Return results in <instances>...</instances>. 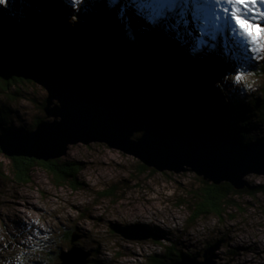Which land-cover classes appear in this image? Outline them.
Here are the masks:
<instances>
[{"label":"rangeland","instance_id":"rangeland-1","mask_svg":"<svg viewBox=\"0 0 264 264\" xmlns=\"http://www.w3.org/2000/svg\"><path fill=\"white\" fill-rule=\"evenodd\" d=\"M61 4L69 14L57 22L58 28L77 26L80 38H97L88 24L105 16V22L116 28L133 21L141 31H147L150 48L161 42L183 54L232 55L229 70L216 78L221 84L206 76L201 79L209 89L205 106L211 111L224 107L223 118L229 124L234 125L230 103L246 101L248 95L259 97L264 76L253 71L264 57L252 58L249 38L234 24L226 23V16L210 17L208 25L197 26L195 19L201 22L207 16L198 10L202 5L193 8L195 4H184L183 0H84L83 4L62 0ZM258 7L264 10V5ZM0 9L14 13L32 29L43 25V16L20 0H7ZM75 13L86 19L76 20ZM242 15L264 27V18L249 12ZM184 22L189 29L182 34L180 25ZM168 28L183 38L167 36ZM107 46L112 56L117 55V47ZM240 73L243 78L237 81L235 76ZM146 76L140 79L144 87L147 79L160 85L162 77L171 87L185 85L190 79L188 73L173 71L161 77ZM46 96L47 91L33 82L17 83L9 93L0 94V106L8 112L5 127L11 131L33 129L32 123L44 117ZM136 96L148 102L144 89ZM258 136H264L260 124L251 128L247 141L253 143L250 141ZM58 160L81 166L76 187L57 185L40 166L32 169L27 183L20 182L12 174L10 158L0 154V264H56L57 255L71 246L65 238L67 231L78 236L75 245L91 251L87 264H146L149 256L162 257L170 249L175 254L200 255L208 245L222 239L215 250L217 264H264V175H245L244 190L230 196V204L220 216L209 214L192 222L191 191L202 185V178L194 172L142 169L134 157L102 143L70 145ZM110 223L142 225L144 229L137 231L159 239H128L113 231Z\"/></svg>","mask_w":264,"mask_h":264},{"label":"water","instance_id":"water-1","mask_svg":"<svg viewBox=\"0 0 264 264\" xmlns=\"http://www.w3.org/2000/svg\"><path fill=\"white\" fill-rule=\"evenodd\" d=\"M9 76L47 91L44 117L38 118L33 129L0 133L1 154L9 158L48 162L64 157L70 145L102 143L134 157L141 167L160 172L191 171L204 181L216 185L227 182L236 190L247 185L245 175H264V142L246 144L219 125L173 117L85 63L64 66L59 57L25 61L0 54V79ZM109 226L128 239H159L137 231L144 229L142 225ZM77 239L72 233L71 246L57 255L56 264L89 262L91 251L75 245ZM220 244L218 240L202 254L182 255L171 264H217L215 250Z\"/></svg>","mask_w":264,"mask_h":264},{"label":"trees","instance_id":"trees-1","mask_svg":"<svg viewBox=\"0 0 264 264\" xmlns=\"http://www.w3.org/2000/svg\"><path fill=\"white\" fill-rule=\"evenodd\" d=\"M61 1L27 0V5L44 18L41 19L42 27L36 29L25 25L14 13L0 9V54L16 56L25 61L57 56L65 65L69 62L85 63L97 73L109 76L112 81L136 95H139L141 88L144 89L148 103L167 110L169 115L219 125L237 135L238 139L246 144H251L247 141L251 128L259 124L264 126V85L259 97L248 95L246 101L229 104L234 115V125L223 118L224 107L211 111L205 106V102H209V89L201 79L206 76L221 84L216 78L219 73L229 70V65L233 62L232 55L199 54L193 51L183 54L176 47L161 42L150 48L147 31H141L133 21L128 23V26L123 23L122 27L116 28L105 22V16H99L100 18L88 24L97 32V38L94 35L80 38L76 35L77 26L58 28L57 22L69 14L68 8L61 4ZM73 15L76 20L86 19L79 13ZM180 30L185 34L187 27L180 25ZM181 33L171 28L166 30L167 36H177L180 39L184 36ZM108 44L117 47V55L112 56V49L107 46ZM172 71L177 74L188 73L190 79L185 85L171 87L161 75ZM253 73L256 76H264V59ZM147 74L160 76V85L147 79L144 81L147 86L144 87L140 79L146 78ZM21 81V78L15 76H9L6 80L0 79V94L9 93ZM7 114L6 109L0 106V133L10 130L4 125ZM250 142H264V136L255 137ZM10 160L14 178L23 183L30 180L32 169L40 166L57 185H69L74 188L77 184L76 177L81 171V166L73 161L43 162L23 157H13ZM201 183L200 187L191 191L193 202L189 209L192 222L209 214L220 216L230 204V196L244 190H236L227 182L216 185L202 180ZM105 194L109 195L110 191H106ZM71 235L72 232L67 231L66 240L70 241ZM181 256L182 254H175L170 249L162 257L149 256L146 264H171Z\"/></svg>","mask_w":264,"mask_h":264},{"label":"snow or ice","instance_id":"snow-or-ice-1","mask_svg":"<svg viewBox=\"0 0 264 264\" xmlns=\"http://www.w3.org/2000/svg\"><path fill=\"white\" fill-rule=\"evenodd\" d=\"M22 2L27 6V0H22ZM77 2L83 4L84 0H77ZM189 2L197 4L198 0H183L184 4ZM6 3L7 0H0V6ZM258 5H264V0H202V7H199L198 10L216 19L226 16L228 18L226 23L229 25L234 24L238 32L249 38L251 46L246 47L253 53L252 58L254 59L256 56L264 57V27L247 20L242 13L249 12L255 16L264 18V10H261ZM257 45L260 47L257 48ZM242 78V73L235 76L237 81H240Z\"/></svg>","mask_w":264,"mask_h":264},{"label":"bare ground","instance_id":"bare-ground-1","mask_svg":"<svg viewBox=\"0 0 264 264\" xmlns=\"http://www.w3.org/2000/svg\"><path fill=\"white\" fill-rule=\"evenodd\" d=\"M200 2V1H199ZM198 2V4H195L194 5V7L193 8H195L197 5H202V1L199 3ZM202 7V6H201ZM195 13H196V11H194V12H192V15H195ZM203 14L204 15H207L206 13H204L203 12ZM219 13H217V15H218ZM201 17H203V16H201ZM185 21V20H184ZM211 20H210V17L207 15V16H205L204 18H202V21L201 22H198V19H195V22H196V24H197V26H198V23H200L199 25L200 26H203V25H208V22H210ZM185 23V22H184ZM185 26L186 27H188V29H189V25H188V22H186L185 23ZM47 57H50V58H56L57 56H47ZM99 74H100V72H98ZM102 74V73H101ZM19 181V180H18ZM204 181V180H203ZM211 183V182H210ZM223 242V240H221V243ZM209 246V245H208Z\"/></svg>","mask_w":264,"mask_h":264}]
</instances>
